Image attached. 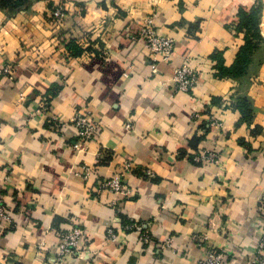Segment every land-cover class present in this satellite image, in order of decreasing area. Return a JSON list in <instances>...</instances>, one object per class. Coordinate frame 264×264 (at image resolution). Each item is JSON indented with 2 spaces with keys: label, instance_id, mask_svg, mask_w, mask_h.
Instances as JSON below:
<instances>
[{
  "label": "crops",
  "instance_id": "0c3cea01",
  "mask_svg": "<svg viewBox=\"0 0 264 264\" xmlns=\"http://www.w3.org/2000/svg\"><path fill=\"white\" fill-rule=\"evenodd\" d=\"M57 5L59 22L50 15ZM147 16L174 40L156 73L137 39ZM184 58L198 74L187 93L169 82ZM5 67L0 197L12 212L9 225L0 221L1 257L197 264L211 250L224 264H249L264 231V0H0ZM41 105L46 113L34 116ZM78 112L99 128L82 151L72 148ZM212 152V161L196 158ZM125 161L153 177L129 175L128 200L97 193V179ZM128 216L146 225L150 244L135 234L106 238ZM73 226L84 231L79 257L54 263L59 233Z\"/></svg>",
  "mask_w": 264,
  "mask_h": 264
},
{
  "label": "built area",
  "instance_id": "2783aa9c",
  "mask_svg": "<svg viewBox=\"0 0 264 264\" xmlns=\"http://www.w3.org/2000/svg\"><path fill=\"white\" fill-rule=\"evenodd\" d=\"M51 19L59 22L65 16L64 5H57L50 13ZM137 39L142 42L144 50L147 52L149 59L152 61L151 72L156 73V62H166L171 57L174 49V40L169 36L159 35L154 27L153 17L147 16L137 33ZM189 59L184 58L179 66L174 71L169 82L173 85L176 92L187 93L193 90L197 82V71L191 68L188 64ZM10 74L9 67L2 68L0 75ZM39 110H36L33 115L41 116L46 113V107L41 105ZM56 120V117H52ZM71 123L76 128L77 140L72 143V148L75 151H82L87 146V143L92 140L98 133V125L91 118L88 112H78L75 114ZM217 123V122H214ZM128 130L130 124H126ZM197 160L200 162L212 161L216 158L215 153L199 154ZM141 172L147 177H153L150 170H143L135 165L132 161H125L121 172L113 173L112 176L104 180L97 179L95 186L97 193H110L119 199L128 200L135 197V190H133L127 183V177L133 172ZM91 173L89 167H85L83 171V179H87ZM12 206L7 204L3 198L0 197V221L7 226L11 223ZM260 223L264 224V202L263 215H261ZM120 234H135L140 242L147 245L154 240L153 234L147 229L146 225L138 223L131 217H126L121 223V226L114 230L108 227L105 236L108 240L116 242L119 240ZM84 237V231L77 226H73L66 231L60 232L57 242L55 244L54 263H60L69 259L77 258L80 255V242ZM171 239H167L160 245V249L170 246ZM0 264H18L14 260L4 256H0ZM197 264H224V255L221 252L208 250L205 258L199 260ZM249 264H264V231H262L258 243L249 259Z\"/></svg>",
  "mask_w": 264,
  "mask_h": 264
},
{
  "label": "trees",
  "instance_id": "16d2710c",
  "mask_svg": "<svg viewBox=\"0 0 264 264\" xmlns=\"http://www.w3.org/2000/svg\"><path fill=\"white\" fill-rule=\"evenodd\" d=\"M249 25L254 26L255 25V22H251V23H249ZM251 48H252V45L251 44H248V43L246 44L245 47H243V49L239 53V57H238L239 61H245L246 60V55L248 54V52L250 51ZM238 65L239 64L237 63V67H238ZM242 72H244V68L241 67L239 69L238 73H242Z\"/></svg>",
  "mask_w": 264,
  "mask_h": 264
}]
</instances>
